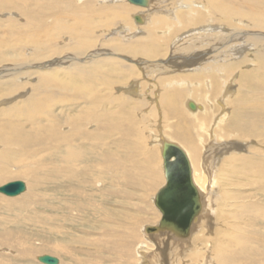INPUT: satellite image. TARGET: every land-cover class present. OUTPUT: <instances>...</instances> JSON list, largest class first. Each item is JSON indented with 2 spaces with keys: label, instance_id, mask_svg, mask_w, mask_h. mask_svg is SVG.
<instances>
[{
  "label": "rangeland",
  "instance_id": "374dc122",
  "mask_svg": "<svg viewBox=\"0 0 264 264\" xmlns=\"http://www.w3.org/2000/svg\"><path fill=\"white\" fill-rule=\"evenodd\" d=\"M178 1L154 0L151 8L155 15L149 16L153 25L143 27V35L131 18L139 7L127 0L114 4L105 0H0V69L23 72L14 75L19 90L12 99H21L19 102L3 103L12 100H5L11 94L0 89V98L5 97L0 99L4 106H0V187L14 181H23L27 187L17 197L0 193V264H42L38 257L43 255L58 258L59 264H143L140 244L149 241L147 259L163 253L159 246L151 245L142 230L144 225L158 222L153 197L165 181L161 146L154 140L160 129L187 147L185 133L189 132L203 153L201 166L213 146L223 147L230 141L244 149L215 160L219 165L215 193L221 201L218 215L206 229V236H201L205 252L193 250L185 255L181 248L159 258L167 264H264V85L259 83H264V78L258 80L264 77V42L258 39V46H242L235 55L239 59L229 63L241 64L239 69L229 68L226 75L233 89L226 112H237V130H224V141L218 144L207 138L206 148L201 147L199 137L204 131L200 124L207 118L193 117L185 104L193 97L206 106L202 90L186 93L174 87L175 108L181 113L177 117L166 107L165 97L171 88H164V83L191 77L162 75L157 71L160 67L140 69L138 65L142 61L166 66L175 56L179 59L183 47L179 46L191 43V34L207 25L212 32L220 29L217 25L221 23L214 18L219 16L206 0H198V6L190 9L191 5H186L187 10L179 9ZM234 4L244 15L234 16L239 24H232L233 29L264 33V0H238ZM119 8L124 10L123 21L114 15ZM168 12L183 17L181 22L174 23L171 19L175 17L167 16ZM209 18L214 23L204 25ZM186 19L194 21L188 24ZM225 28L232 30L227 25ZM39 30L44 33L36 40L31 35ZM164 30L169 33L165 35ZM148 33L152 35L146 36ZM139 35L157 44L151 56L144 50L129 53ZM198 35H193L195 40ZM144 39L140 40L147 42ZM80 42L83 48L78 47ZM58 50L62 54L57 55ZM65 55L69 61L61 64ZM54 62L58 69L46 72H59L64 82L53 79L49 85L41 84V76L34 73L40 70L36 67ZM246 70L256 71L258 80L247 88L239 80ZM137 81L140 85L135 92L130 86ZM71 82L77 87L72 89ZM209 83L204 82V86ZM6 85L0 84L2 88ZM240 89L246 94L242 93L245 101L235 107ZM31 95L36 102L32 99L28 106ZM216 96L211 92V100ZM69 162L78 174L86 171L78 187L66 178L71 173L66 171Z\"/></svg>",
  "mask_w": 264,
  "mask_h": 264
},
{
  "label": "bare ground",
  "instance_id": "6f19581e",
  "mask_svg": "<svg viewBox=\"0 0 264 264\" xmlns=\"http://www.w3.org/2000/svg\"><path fill=\"white\" fill-rule=\"evenodd\" d=\"M105 1H107L109 3L110 2L111 3H113V2L118 3V1L121 2L123 0H105ZM149 1L150 2H149V6L148 7H146V8H143V7L136 8V13L137 14H141V16L143 17V20H144V24H139L137 26V32L139 31L138 32L139 34H142L141 32L143 30H141V29L143 27H147V26L149 27V25L151 27L153 25V21L151 20V17H149V16L150 15H153V16L155 15V14H153L154 10L151 8V4H152V2L154 0H149ZM175 1H177V0H175ZM197 1L198 0H184V1L179 0L178 1L179 2L178 3V7H179V9H184V10L185 9L187 10L186 5H188V6L191 5L188 9L194 7V5H195V7H197L198 6ZM237 1L238 0H206V2L213 7L214 13L216 14V16H219V19L214 17L215 20L219 21L221 24L224 23L223 24L224 26L221 25V24L217 25V26H219L218 28H220V29L216 30L215 32H212L211 29L213 30V28L207 27L208 26L207 23L211 22L210 21L211 17L209 15L210 18L207 20L208 22L204 23V25H207V26L203 27L202 29L199 28L200 31L198 30V31L194 32L193 34H191L190 36L188 35L190 37L189 40L191 41L192 44H193L194 41H196V42H194L195 44L192 45L191 43H188L189 45L188 44H184V45H180L179 46V47L183 46V47L180 48L179 59L175 60L176 57H177V56H175L174 60H172V61L169 60L170 62L168 64H166V66L164 64H162V65H160V64L157 65L156 64L157 65L156 66V65L147 64V62L143 63L142 61H138V63H139L138 65H139L140 69H145V67H150V66H153L152 67L153 69H157L155 67H158V68L160 67L159 69H157V71L160 70V74H162V75L163 74H176V77L178 75L179 76L178 78H183V77L180 76V74H185V75H188V76L191 77V79L184 78V79H180V80H177V79L176 80L175 79L168 80L167 82L164 83V86H166L164 88H171L170 94L168 95V97H165V101H166V107H169L171 109L170 111H171L172 115H175L177 117H181L180 111L175 108V106L177 104L176 103L177 102V95L173 94L174 93L173 91H175L174 87H177L180 91H184L186 93L196 92L197 90H199V88L202 90L201 91L202 94H200V96H203L202 98L206 99V101L203 102V103L207 104L206 106L202 105L201 101H199L197 99H194L193 97L188 98V100H187L185 105H186L187 108H189V103L190 102L194 103L195 106H196L195 110H191L189 108L190 109L189 111H190L191 115L193 117H195V118L198 117L199 115L205 116L207 118V122L206 123L200 124V130L202 132L204 131L203 132L204 134L199 137V141H200L199 143H201V145H202V146L201 145L200 146L201 147L204 146L205 148H206L205 144H206V139L207 138L208 139L210 138L211 142L216 141L217 142L216 144H218L219 142H223L224 141V136L222 134L224 130L225 131H230L232 129H236L237 130V127L239 126V121L236 119L237 112L234 111L231 115H229L226 112L227 108L229 107V102L231 101L232 95H233L232 86L229 85L228 80L226 78V75L229 72L228 69L229 68L231 69L232 66L235 63L234 62L233 65H229L230 60L239 59V57H235V55L237 56L238 53L241 52L242 46H247V44H252L254 46H258V43H257L258 39L259 40L262 39V41L264 42V33H262V32L258 33V35H253V34L250 33L251 31H246V33H244L243 31H239L237 29H233V28H235V26H232V24L234 25L235 22L237 24H239V21L234 16L235 15L236 16L244 15L243 12H241V11H239V10H237L235 8V4L234 3L237 2ZM201 2H203V1H201ZM203 4L205 6V2L202 3V6H203ZM165 6H166V4H165ZM174 7H176V6H174ZM155 9H156V7H155ZM167 10H168V8H167ZM161 11H162V9H161ZM106 14L107 13H105V15ZM114 15L116 16V19H120V21H123V18H125L124 10H122L120 8H119V11L116 14H114ZM172 15L173 14L171 12L167 13V16L175 17V19H173V18L171 19L172 21H174V23H177V21L181 22V19L183 17L179 18L178 15L177 16H175V14L173 16ZM134 16L135 15L133 14L132 17H131V18H133V20H134ZM207 16L208 15H205V21H206V17ZM151 21H152V23H151ZM186 21L189 24V22L193 23L194 20L186 19ZM211 23H214V22L212 21ZM225 25H227L229 28H232V30L225 28ZM124 27H126V26H124ZM129 28L130 27H126L127 30ZM129 30L131 32V28ZM144 30H145V28H144ZM166 31L164 30V32H163L165 35L169 33V32L165 33ZM43 33H44L43 30H39L38 33L32 34L31 36L34 37V38L36 36V40L37 39L39 40V38L41 39ZM143 33H144V31H143ZM196 34H199L198 35L199 36L198 39H200V40H198L197 38L195 40L196 36L194 37L193 35H196ZM132 35H133V33H132ZM143 35H145V33ZM143 35L142 36L139 35L140 38H139L138 41H137L136 38L133 39V40H136V44H134V46H132L129 49V53H131L132 55L143 53L142 50H144L147 55L151 56L152 54H150V52L152 50L158 48L157 44L155 42H153L154 40H151V38H149V37L145 38L147 40V42L143 43L142 40L144 39L143 37H145ZM151 35L152 34H149V33L146 34V36H151ZM45 36L47 37V34ZM89 39H90V37L86 38V40H89ZM140 39H142V40H140ZM40 42H41V40H40ZM181 42L182 41H180V43ZM244 43H246V44H244ZM80 44H81V42H80ZM252 45L248 46V48H251ZM119 46H121V45H119ZM78 47L83 48L82 44L80 46H78ZM119 48H121V47H119ZM112 49H113V47H112ZM37 50H39V49H37ZM263 50L264 49H262V52H263ZM44 51H46V50H44ZM230 51L233 52L232 53L233 55L230 53ZM64 52H65V50H64ZM124 52H125V50H124ZM58 53H61V52L58 50L57 51V55H58ZM15 56L14 57L12 56L14 58V60H16ZM35 56L38 57L40 55H38V56L34 55V57ZM188 56H190V57H188ZM233 56H234V58H233ZM50 57L52 58V56H50ZM227 57L228 58L232 57V58L227 59ZM45 58H46V55L42 59H45ZM51 58L50 59L48 58V59L51 60ZM67 58L68 57H66V55H65L62 58V60H60L59 58H58V60H60L61 64H63V63L65 64L66 62L69 61V59H67ZM72 58H74V57H71L70 59H72ZM222 58H224V59L222 60ZM10 60H12V59H10ZM43 61H45V60H43ZM41 62H42V60H41ZM47 63H48V61H47ZM58 64H59V62H58ZM61 64L59 66H61L63 68V66ZM246 64H248V63H246ZM259 64H260V62H259ZM55 65H56V63L54 62V63L46 64L44 66L41 65V66H37L36 67V69H38V70L40 69V70L36 71L34 73H36L39 76H41L40 77L41 84L49 85L50 81L53 80V79H57V80L62 81L61 77L59 76V72H57V71L56 72H52V73L46 72V71H49V70H51V71L57 70L58 68H55L56 67ZM129 65H131V64H129ZM238 65L240 66L241 64H237V66ZM242 65H243V63H242ZM237 66H233V67H237ZM239 66H238L237 69H239L241 67V66L240 67ZM77 67H79V66H77ZM190 67H194V69L192 68V70H190L189 69ZM26 69H28V68H26ZM167 69H169V70H167ZM19 70L20 69H10V68H8V69H5V68L0 69V79L3 80L2 83L0 82V84L4 85V84L8 83V85L5 86L6 88H2V86H0V89H2L5 92V94H7V95L11 94L10 96H6V98L2 97L0 99H4V98H5V100H7V98L8 99H12V96L14 95L13 93L16 94L17 91L19 90V86L15 82V80H17V77L16 78L14 77V75H18L20 73L23 74V72L22 71L19 72ZM11 71H15V72L11 73ZM263 71H264V69H263ZM132 72H134V71H132ZM25 73H27V72H25ZM28 73L30 74L31 71H29ZM27 74H26V76H27ZM255 74H256V71H255V73L253 71H251V70L250 71H248V70L244 71V75H242L241 79H239V80L242 82V85L245 88H247V86H250L255 80L258 82V80H262L264 78V77H258V80H257V77H255ZM260 74H261V72H260ZM20 79H22V78H20ZM195 79L200 80V81L203 80V81H202V83H198L197 81H195ZM4 81H8V82L4 83ZM206 81H210V83L208 85L206 84L207 88L204 86V82H206ZM62 82H64V81H62ZM259 83L264 85V83H262V82H259ZM71 84H73V85H71L72 89L74 87H77L76 84H74L72 82H71ZM154 84H152V85L154 86ZM139 85H138V81H137V82H134L133 84H131L130 87L136 92ZM155 87L159 88L157 85ZM240 90H241V93H240L239 97L234 100L235 107H237V105L240 104V103H241V106H243V102L245 101V97L246 96H244L242 94V93L245 94V92L242 89H240ZM208 91H210V93ZM211 92L213 94L216 93V95H217L216 98H214L213 100H211V98H210L211 97ZM160 95H161V93H159V92L156 93L157 100H160L159 99L161 97ZM32 99H33V96L31 95V98L28 101V106H30L32 104ZM13 100L14 99L7 100V102L5 101L3 103H5L7 105L9 103L10 105H12L14 103L19 102L21 99L16 101V102H14ZM194 100H196L198 102H196ZM33 101L36 102V99L34 98ZM217 101H218V104H217ZM157 103H159V101H157ZM5 104H3V105H5ZM216 104H217V106L215 107ZM7 105H5V106H7ZM0 106H2V104H0ZM2 107H4V106H2ZM216 109H217V112H216ZM188 133L189 132L185 133V135L188 138L187 141L189 142L190 147L185 146L181 142L172 141L173 138L168 136V135H166L165 133H163V129L162 130L160 129L158 135L154 134V140L156 141V143H159L160 146H161L160 147V153H161V164H162V167H163L162 148H163V143L165 141L178 144L179 146H181L186 151V153H187V155H188V157L190 159L191 166H192V179H193V182H194L195 186L197 187V189H198V191H199V193L201 195V203H202L201 212L195 217L193 223L191 224V227H190V230H189V234L187 236H184V237L175 235L174 233L168 232V231H156V232H153V233H148L146 231L148 226L158 225L159 222L162 219V214H161L160 210L155 206L156 210L159 212V213L157 212V214H156L157 217H158V222L156 224H154V225H144L142 227L143 228L142 230H143L144 236L147 237V239L151 240V242H152L151 245L153 247L154 246L155 247L159 246V249L161 250V252H163L161 254H163L164 256H165L166 253H168V251H169V255H171V252H173V254L174 253H178V251L181 248L185 249V251H184V253L186 252L185 255L188 252H191L193 250H194L193 252H195V251L203 252V253L205 252V249H206V245L205 244L206 243L204 242L205 243L204 244L203 242H200V241H202L201 240V236L202 237L206 236V229L209 228L210 224L213 223V220H215L216 216L218 215L217 213H218V210L220 208L219 207V203L221 201V199L219 198V195H216V193H215V190L217 188L216 184H217V181H218V180L216 181V179L218 178V173H219L218 170L216 169V167L219 166V165H217V162L215 160L217 159L218 156L227 155L228 153H233V152H239L240 150L243 151V149H244V146H242V147L240 146L239 147L237 145V143H229L230 141L227 142V144H225V145L223 144L224 145L223 147H220V145L218 147H214L213 146V147L209 148L210 150H209L208 156L204 157V158H206V160H204L203 166H201L199 164V162L202 160V159L200 160V158H201V154H203V153L201 152V148H200V150L198 149L199 147L195 143V139L192 136H190V134H188ZM224 133H225V135L227 134L226 132H224ZM251 144H252V142H251ZM214 145H215V143H214ZM239 153H241V152H239ZM67 155H69V154H67ZM217 161H219V158L217 159ZM201 162H203V161H201ZM64 169H65V166L63 167V170ZM162 169H163V175H164V168H162ZM66 171H70L71 172L69 175L66 176L67 179H70L69 183L70 184L74 183L75 185H77V187H78V184L80 183V181L82 180V178H84L86 176V171L85 170H83L82 173L78 174V171L75 170L72 167L71 162H69L68 166L66 167ZM164 179H165V175H164ZM165 184H166V179H165V181H163V184L157 190V192ZM33 187L34 186H32V188ZM157 192H156V194H157ZM217 192L219 194L222 191L219 192V190H217ZM156 194L153 197L154 205H155ZM196 231H198V232H196ZM148 243L144 242L143 244H140L141 245L140 246L141 248H139L140 253H139V251H137V252L139 253V255L142 258H140L139 260L143 264H167V261L164 263L162 261V259L159 258L161 254H159L158 256L156 255V257L153 256L154 257L153 259H151L150 257L147 259V255H148V253L150 251V249H148L147 247H150V241ZM208 243H210V242H208ZM197 244H198V246H197ZM195 245L197 247H195ZM207 245H210V244H207ZM203 246H204V248H203ZM174 248H176L177 250H174ZM208 248H209V246H208ZM120 250L125 252L126 249L125 248H121ZM137 250H138V248H137ZM156 254H157V252H156ZM209 264H211V263H209Z\"/></svg>",
  "mask_w": 264,
  "mask_h": 264
},
{
  "label": "water",
  "instance_id": "95a60500",
  "mask_svg": "<svg viewBox=\"0 0 264 264\" xmlns=\"http://www.w3.org/2000/svg\"><path fill=\"white\" fill-rule=\"evenodd\" d=\"M128 3L146 8L149 0H127ZM137 24H144L141 14L134 16ZM189 108L195 110L194 103ZM163 168L166 184L157 192L155 206L162 219L158 225L148 226L146 231H168L184 237L189 234L191 224L202 210L201 195L192 179V166L186 151L178 144L165 141L162 148ZM23 181H14L0 187V193L17 197L26 191ZM42 264H59V259L50 255L38 257Z\"/></svg>",
  "mask_w": 264,
  "mask_h": 264
}]
</instances>
